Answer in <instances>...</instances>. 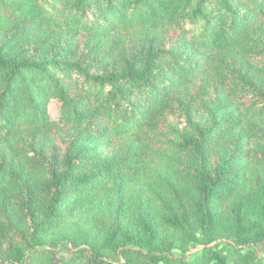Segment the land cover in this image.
<instances>
[{"label":"trees","instance_id":"16d2710c","mask_svg":"<svg viewBox=\"0 0 264 264\" xmlns=\"http://www.w3.org/2000/svg\"><path fill=\"white\" fill-rule=\"evenodd\" d=\"M0 264H264V0H0Z\"/></svg>","mask_w":264,"mask_h":264},{"label":"rangeland","instance_id":"374dc122","mask_svg":"<svg viewBox=\"0 0 264 264\" xmlns=\"http://www.w3.org/2000/svg\"><path fill=\"white\" fill-rule=\"evenodd\" d=\"M51 112H52L53 117L57 116L58 111H57L55 104L51 105ZM143 192H145V187H143V186L142 187L136 186L130 190L131 194H135V193L138 194V193H143ZM112 198L113 197H110V202H109V199L103 200V202L100 203L101 207L102 208L103 207L108 208V206H111ZM109 211H111V210L109 209ZM108 219H109L108 215H104V216L102 215L97 220H99L101 223H104ZM92 225H93L92 219H89V217L86 219L85 217L81 216L80 214L74 215V216L66 215L65 218H63L59 221L58 227H55L53 235L55 236V235H64V234H79L78 236L80 238L88 239L89 235H94V233H96V230H97L94 227L91 230H89V228Z\"/></svg>","mask_w":264,"mask_h":264}]
</instances>
